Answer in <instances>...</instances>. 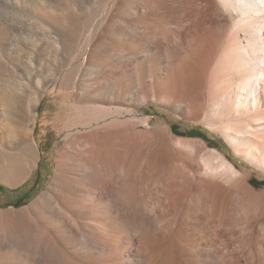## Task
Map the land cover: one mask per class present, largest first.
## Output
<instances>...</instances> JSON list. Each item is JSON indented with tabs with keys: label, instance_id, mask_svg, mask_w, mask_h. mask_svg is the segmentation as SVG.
Masks as SVG:
<instances>
[{
	"label": "bare ground",
	"instance_id": "bare-ground-1",
	"mask_svg": "<svg viewBox=\"0 0 264 264\" xmlns=\"http://www.w3.org/2000/svg\"><path fill=\"white\" fill-rule=\"evenodd\" d=\"M33 1L36 7L0 0V72L11 53V76L0 85V182L16 188L28 180L26 152L32 162L41 154L38 109L57 75L69 93L54 102L71 113L51 184L31 204L0 210V264H264V191L249 173L201 138L176 136L169 124L143 132L134 124V107L149 103L201 119L214 98L244 96L231 85L251 84L255 74L260 115L240 111L242 121L221 125L264 162V123H257L264 119V0ZM141 27L152 32H120ZM159 28L181 29V40L171 46ZM123 37L152 43L142 61L107 44ZM89 47L94 63L82 60ZM218 55L227 85L214 88ZM126 64L134 65L133 89L145 68L148 88H160L133 92V107L121 105ZM113 78L114 91L105 92Z\"/></svg>",
	"mask_w": 264,
	"mask_h": 264
},
{
	"label": "rangeland",
	"instance_id": "rangeland-1",
	"mask_svg": "<svg viewBox=\"0 0 264 264\" xmlns=\"http://www.w3.org/2000/svg\"><path fill=\"white\" fill-rule=\"evenodd\" d=\"M25 1L29 2V4H31L32 6L36 7L35 2L33 0H25ZM38 1L40 2L41 0H38ZM143 16L144 15L140 16V18L142 19ZM148 29L149 28H146V27L137 28V29H135V31L137 33L134 30H130L131 32L130 31H128V32L120 31V32L122 34H133V35L139 34L140 35V34H144V33L148 34L149 32L151 33L152 29H149V30ZM159 29H160L161 33H164V34L166 33V39L170 40L171 46L174 47L175 44H177V41L181 40V36H182L181 35L182 34L181 29H172V28H169V29L159 28ZM153 30L158 31V29H155V28ZM133 31H134V33H133ZM104 32L109 33L108 31H103V30H101L98 33L101 34ZM117 32H119V31H117ZM231 32H232V30L230 31V33ZM139 35H137V37H139ZM174 35H175L176 39L173 38ZM121 39H123V40H121ZM228 41H229V39L227 40L225 45L228 44ZM115 43L120 46L121 55H123V57L125 59H127V58L130 59L127 61H132L131 58H137V57H135L136 53L139 55V58H137V59L142 61L143 58L145 57V56L143 57L142 53H146L145 47H147L149 44H152L148 40L136 41V40H132V39L127 38V37H123V38L108 42L107 44L114 45ZM94 44H95V46L97 44H100V46H101L104 43L96 42ZM144 44L146 46H144ZM91 46H94V45H91ZM92 48L93 47H91V48L89 47L88 49H86V54L84 55V57L82 59V60L86 59L87 60V61L85 60L86 63H88L89 60H90L89 62H92L93 60L96 62L97 57H95V55L92 53V51H93ZM173 52L174 51L172 49H170L168 55L169 56L174 55ZM10 54L11 53L8 50L5 51V55H7V56H4V58H3V60H5V63H4L3 71L0 72V85H1V82L6 83L7 80L9 79V77L11 76L9 65H8L9 64L8 58L10 57ZM220 54H223V51ZM219 55H218V57H219ZM125 56H127V58ZM220 57H221V55H220ZM220 57H219V60H215V62L217 61V64L219 62L221 65H219V67H218V65H216V63H214L213 65L216 66L217 68L212 66L213 67L212 72L214 70L216 72L215 71L213 73L211 72L212 81H211L210 86H212L214 88L215 87L217 88L219 85H220V87L227 85V80L224 79L225 78L224 74L227 71L226 69H228V68H226L228 66L225 65L226 64L225 60H227V59L224 57V54L221 57L222 59L224 58L223 59L224 61L222 59H220ZM221 60L223 62H225V64L222 63ZM94 61H93V63H94ZM262 65L264 67V63ZM66 67L67 66L65 65L64 68H66ZM122 67L125 68L126 70L123 69L124 75H123V77H120L121 87L119 90L122 93L123 98H124V100H123L124 103L122 102L121 105L133 107L131 105V96L134 95V93L142 95V93L143 94H149L152 91H155V92L160 91V88L159 89L155 88L154 90H151L148 88V84H150V78L147 77L148 76V73H147L148 68H145L146 71L144 73V77H143V81H142L143 83H142L141 87H135L136 89H133L134 87H132V85L134 84L135 79L131 74L133 72L134 65L133 64L132 65L126 64V65H123ZM224 67H225V69H224ZM218 69H220V70L222 69V70L220 71ZM7 73H9V74H7ZM158 75H160L161 77H167L168 76L167 68H161L160 71L158 72ZM217 76H219V78H217ZM213 77H214V79L216 77V79L214 80ZM220 77H221V79H220ZM60 78H61V75H57L55 80H53L51 82L49 93H47L45 95V97L42 100L43 102L41 103V105L39 106V109H38L39 117H38V124H37V128H36L35 137L37 139V142L40 145L41 154L37 158L36 162H32L35 159L34 156L32 155L33 153L31 151H29V152L27 151L28 153L26 152L27 159L30 160L32 157L31 161H29V160H27L28 162L25 161L26 165L27 164L29 165L32 163L31 166L29 165V167H28V165L27 166L25 165L23 167L24 171H25V168L28 167V168H26L25 172L23 171L24 173H26V174L30 173L29 174L30 176L28 177L27 181L23 182L21 185H19L16 188H10L9 186L0 182V210L13 208V207H23V206H26L27 204L28 205L31 204L33 201H35L37 199V197L43 191H45L48 188V186L51 184V181H53L52 179H54L53 176H55L54 174H55V170H56V162L54 159L55 154H56L55 151L66 140L67 131L64 130V126L66 124L68 117L70 116V113H71L70 111L68 112L67 110L62 108V106L59 104V102H54L55 97L58 96L59 93H61V94L63 93L62 95L69 93V90H68L69 88H67L65 85L62 84V82L60 81ZM132 78H133V80H132ZM256 78L257 77L255 74L251 75V84L249 83L250 80L247 79L248 81L244 80L245 83L243 82V84L241 85L242 87L240 86L239 88L237 85H231V88L237 89V90L241 91L244 96H247V99H245L246 101H244V96H242V95L234 97L229 103L226 99L222 100L220 98H216V99L214 98V100H212V102H211V106H213V107L209 106V108L211 110L209 109L207 114L203 115L201 117V119H198V120H195L194 118H190L187 115L178 114V112L173 107L168 106L167 104H162V103H149V104H145V105L139 104V105L134 107L138 112V117H136V119L134 120L135 130L137 132L153 131V130L160 128L164 124H169L172 126L173 131L175 132L176 136H179V137L185 136L187 138L193 137V138H199V139L201 138L210 147L216 148L219 151H221L222 153H224L227 156V158L230 159L231 162L234 163L240 170H243V171H246L247 173H249L250 184L252 186H254L257 190H263L264 191V162L260 163L259 161H257V157H254V155L252 153H250L248 149H246L245 147H242L244 145L246 146V142H245L246 140L240 139V136H236L237 138H235V139L230 138L232 135H234V133H232V131H236L235 129L231 128L230 130H232V131L230 132V131H228V129L224 128L225 126L222 127V125H221V123H224L225 125H227L226 122H229V121L230 122L233 121V123H234V121L239 120V122H240V120L243 117H245V116L248 117L250 115H251V119H252V116L255 115L254 112H256V115H260L259 101H258V93L260 91V83H259V80ZM218 80H219V82H218ZM221 80L223 82H221ZM213 81H215V82L212 83ZM109 83H110L109 86L106 89H104L105 92L114 91V89L112 87L114 86L115 79L114 78L111 79ZM220 87H218V88H220ZM124 88H125V90H124ZM178 93H180V92H178ZM60 98H61V96L59 95V99ZM226 98L229 99L228 96ZM232 106H234V107H232ZM222 107H224V108H222ZM230 111L233 113H231ZM240 111L244 112L242 114L245 116L240 114ZM248 111H249V113H248ZM250 112H251V114H250ZM236 113H239V114H236ZM220 114H222L223 117ZM229 114H230V116H229ZM231 114L233 116H236V117L242 115V117H239V118L234 117L235 119H233V116ZM248 114H250V115H248ZM225 116L226 117L228 116V117L225 118ZM112 119H113V117H110L106 121H103L102 124L105 122L111 121ZM259 122L264 123V119H260L257 121V123H259ZM218 125L220 126V128ZM258 128H261V127H258ZM242 133H244V131ZM74 143H75V145L78 146L77 140H75ZM251 143L253 144L255 142L251 139ZM236 146L239 147V150L236 149L237 148ZM30 154H31V157H30ZM17 157H18V155L16 154L14 156V160L20 159V157L19 158H17ZM158 158H160L161 160L162 159L164 160L165 156H164V154L159 152ZM253 161H257L258 164H252ZM29 162H31V163H29ZM33 163L34 164L36 163V164L34 165ZM31 169L33 172H31ZM165 170L166 169H164V171ZM167 178L168 177H166V179Z\"/></svg>",
	"mask_w": 264,
	"mask_h": 264
},
{
	"label": "crops",
	"instance_id": "crops-1",
	"mask_svg": "<svg viewBox=\"0 0 264 264\" xmlns=\"http://www.w3.org/2000/svg\"><path fill=\"white\" fill-rule=\"evenodd\" d=\"M126 32L130 31V30H125ZM131 32V31H130Z\"/></svg>",
	"mask_w": 264,
	"mask_h": 264
}]
</instances>
